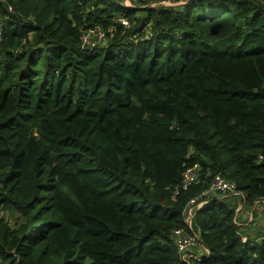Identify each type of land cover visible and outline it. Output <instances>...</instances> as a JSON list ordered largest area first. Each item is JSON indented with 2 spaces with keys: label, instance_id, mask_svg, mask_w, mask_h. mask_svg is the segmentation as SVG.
Segmentation results:
<instances>
[{
  "label": "trees",
  "instance_id": "obj_1",
  "mask_svg": "<svg viewBox=\"0 0 264 264\" xmlns=\"http://www.w3.org/2000/svg\"><path fill=\"white\" fill-rule=\"evenodd\" d=\"M154 2H1L0 264H264L238 198L201 196L264 201V0Z\"/></svg>",
  "mask_w": 264,
  "mask_h": 264
},
{
  "label": "built area",
  "instance_id": "obj_2",
  "mask_svg": "<svg viewBox=\"0 0 264 264\" xmlns=\"http://www.w3.org/2000/svg\"><path fill=\"white\" fill-rule=\"evenodd\" d=\"M2 1L3 0H0V4ZM143 1L154 2V0H143ZM157 4H163V2H154L151 4V6H155ZM128 7L130 6L128 5ZM10 11H12L11 8ZM4 20H0V44L3 42V38H4ZM118 22L124 26V29L131 28V23L124 18L118 19ZM115 30L116 29L112 27L110 29L109 35H107L105 32L101 30H96V29L83 32V34H81V42L83 48L85 50H90V51L94 50L97 47V45L104 43L108 37H112L114 35ZM201 179H202V175H201L200 165L197 164L193 167L188 168L183 175L182 189L187 190L193 185L200 184ZM216 192L232 193L238 196H242V197L244 196L242 193H240L237 190V185L234 181L228 180L227 178L221 176L215 178L214 181L211 183L209 190L204 191L201 196L202 197L208 196L209 194ZM201 196L199 198L192 199L189 203L188 209L186 210L187 213L186 222L190 229H192L194 212L196 210L201 209L204 206L203 202L205 201H200ZM175 236L179 251L182 254L183 261L189 263L190 259L193 258L197 259L195 254H192V250L194 248L199 247L198 235L193 232L186 233L185 230L179 229L175 231Z\"/></svg>",
  "mask_w": 264,
  "mask_h": 264
},
{
  "label": "crops",
  "instance_id": "obj_3",
  "mask_svg": "<svg viewBox=\"0 0 264 264\" xmlns=\"http://www.w3.org/2000/svg\"><path fill=\"white\" fill-rule=\"evenodd\" d=\"M228 195H230V193H228ZM233 196L237 197L239 201V207L237 209L236 216L239 225L243 226L244 232L251 235L252 237L262 236L264 234V201H258L253 207H251L243 203L244 197L235 194ZM243 218H248V220L245 222ZM192 254H195L197 258L205 256L204 249L201 248V246L194 248L192 250Z\"/></svg>",
  "mask_w": 264,
  "mask_h": 264
},
{
  "label": "rangeland",
  "instance_id": "obj_4",
  "mask_svg": "<svg viewBox=\"0 0 264 264\" xmlns=\"http://www.w3.org/2000/svg\"><path fill=\"white\" fill-rule=\"evenodd\" d=\"M140 1V2H139ZM124 2H125V4L128 6H130V7H136V6H139V3H143L144 1L143 0H124ZM163 3H165V2H163ZM166 5H177V4H179V3H172V2H170V1H167L166 3H165ZM184 4V3H183ZM84 32V31H83ZM83 32H82V34H83ZM3 216H5V217H7L6 215H3ZM247 217H248V215H247ZM243 220H245V222L248 220V218H243Z\"/></svg>",
  "mask_w": 264,
  "mask_h": 264
},
{
  "label": "water",
  "instance_id": "obj_5",
  "mask_svg": "<svg viewBox=\"0 0 264 264\" xmlns=\"http://www.w3.org/2000/svg\"><path fill=\"white\" fill-rule=\"evenodd\" d=\"M164 4V3H163ZM230 195H234V194H232V193H230ZM204 203V205L207 203V201H205V202H203Z\"/></svg>",
  "mask_w": 264,
  "mask_h": 264
}]
</instances>
